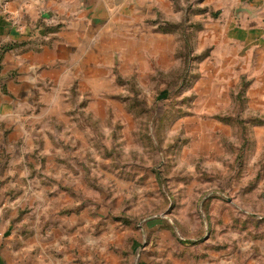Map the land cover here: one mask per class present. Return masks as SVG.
<instances>
[{"label": "rangeland", "instance_id": "rangeland-1", "mask_svg": "<svg viewBox=\"0 0 264 264\" xmlns=\"http://www.w3.org/2000/svg\"><path fill=\"white\" fill-rule=\"evenodd\" d=\"M143 6L53 86L0 222L24 263L264 264V61L227 57L233 0Z\"/></svg>", "mask_w": 264, "mask_h": 264}, {"label": "crops", "instance_id": "crops-1", "mask_svg": "<svg viewBox=\"0 0 264 264\" xmlns=\"http://www.w3.org/2000/svg\"><path fill=\"white\" fill-rule=\"evenodd\" d=\"M149 3L0 0V48L9 45L0 52V181L2 168L6 175L11 173L7 167L29 162L28 152L39 149L46 138L44 120L51 114L47 105L53 100V86L69 84L72 71L79 74L88 64H103L104 36L115 37L110 43L117 47L119 21L133 18L136 9L144 12L143 4ZM233 4L223 15L218 35L227 57L264 61V0ZM10 225L0 222V264H36L22 261V245L10 236Z\"/></svg>", "mask_w": 264, "mask_h": 264}, {"label": "trees", "instance_id": "trees-1", "mask_svg": "<svg viewBox=\"0 0 264 264\" xmlns=\"http://www.w3.org/2000/svg\"><path fill=\"white\" fill-rule=\"evenodd\" d=\"M7 48H9V45H7V44L2 45L0 48V52L5 51Z\"/></svg>", "mask_w": 264, "mask_h": 264}]
</instances>
